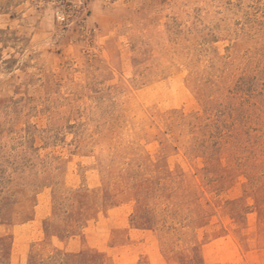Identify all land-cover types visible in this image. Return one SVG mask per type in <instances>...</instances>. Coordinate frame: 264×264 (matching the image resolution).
Returning <instances> with one entry per match:
<instances>
[{
	"label": "rangeland",
	"instance_id": "374dc122",
	"mask_svg": "<svg viewBox=\"0 0 264 264\" xmlns=\"http://www.w3.org/2000/svg\"><path fill=\"white\" fill-rule=\"evenodd\" d=\"M0 264H264V0H0Z\"/></svg>",
	"mask_w": 264,
	"mask_h": 264
}]
</instances>
